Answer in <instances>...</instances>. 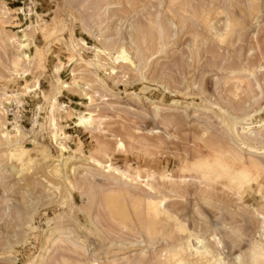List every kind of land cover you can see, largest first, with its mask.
<instances>
[{"label":"rangeland","instance_id":"374dc122","mask_svg":"<svg viewBox=\"0 0 264 264\" xmlns=\"http://www.w3.org/2000/svg\"><path fill=\"white\" fill-rule=\"evenodd\" d=\"M0 264H264V0H0Z\"/></svg>","mask_w":264,"mask_h":264},{"label":"bare ground","instance_id":"6f19581e","mask_svg":"<svg viewBox=\"0 0 264 264\" xmlns=\"http://www.w3.org/2000/svg\"><path fill=\"white\" fill-rule=\"evenodd\" d=\"M79 120V119H78ZM116 200V199H115ZM115 200H111L110 206L117 207V202Z\"/></svg>","mask_w":264,"mask_h":264}]
</instances>
